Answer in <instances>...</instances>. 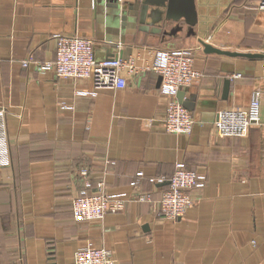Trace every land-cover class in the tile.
Listing matches in <instances>:
<instances>
[{"label":"crops","instance_id":"1","mask_svg":"<svg viewBox=\"0 0 264 264\" xmlns=\"http://www.w3.org/2000/svg\"><path fill=\"white\" fill-rule=\"evenodd\" d=\"M143 1L0 0L9 156L0 165V264H72L86 244L112 250L115 264H264V59L204 53L199 43L264 54L262 0H147L140 23ZM74 34L93 42L96 60H132L124 88L92 94L90 79L21 65L54 59L56 36ZM182 49L201 73L178 90L194 120L187 135L164 131L166 99L148 69L154 50ZM253 97L258 124L219 137L217 110L245 109ZM178 163L205 180L190 193L192 206L170 220L156 201ZM100 179L108 194L150 193L154 202L75 222L73 198Z\"/></svg>","mask_w":264,"mask_h":264},{"label":"built area","instance_id":"2","mask_svg":"<svg viewBox=\"0 0 264 264\" xmlns=\"http://www.w3.org/2000/svg\"><path fill=\"white\" fill-rule=\"evenodd\" d=\"M259 7L264 10V0ZM152 55L153 62L148 69L161 78L159 93L166 99L163 129L167 133L187 135L193 128L194 120L191 113L177 101L175 94L201 76L193 67L192 51L154 50ZM21 65L32 66L41 73L52 72L56 77L90 79L93 85L92 94L103 89L124 88L126 80L122 71L133 70L134 67L132 60L126 61L121 57L96 60L93 42L75 34L56 36L54 59L33 62L26 58L21 60ZM258 122L259 101L253 97L245 109L225 107L217 110L213 127L219 137H242ZM8 164L5 108L0 106V165ZM204 180L205 176L202 174L186 169L183 164H176L167 189L156 201V212L170 220L181 218L193 204L190 193ZM131 201L154 202L150 193L108 194L103 179H100L93 192L81 193L73 198L70 211L75 222L99 223L107 214L122 211ZM72 264H115L114 252L102 246L86 244L76 248Z\"/></svg>","mask_w":264,"mask_h":264},{"label":"water","instance_id":"3","mask_svg":"<svg viewBox=\"0 0 264 264\" xmlns=\"http://www.w3.org/2000/svg\"><path fill=\"white\" fill-rule=\"evenodd\" d=\"M143 4V8L141 10V15H140V23H143L145 17H146V4H147V0H144L142 2ZM165 21H168L170 20L169 19V14L168 12L165 14ZM150 19H153L152 16H149ZM152 24L153 25L156 21H153L152 20ZM188 25H193V23H190L189 21L187 22ZM202 46V49H203V52L204 53H214V54H218V55H224V56H228V57H233V58H245V59H249V60H256V59H264V54H251V53H239V52H229V51H225V50H221V49H218V48H214L212 47L210 44L208 43H205L203 41H200L199 42ZM160 80L161 78L158 77V85L160 84ZM230 84V81L225 79L223 81V89H222V98L225 100L227 98V95H228V92H229V85ZM176 99L177 101L183 105L186 109L188 110H191L188 106V104L186 102H184L183 100V92L182 91H177L176 92ZM168 184V182H166Z\"/></svg>","mask_w":264,"mask_h":264}]
</instances>
